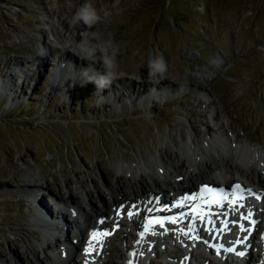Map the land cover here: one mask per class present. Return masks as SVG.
<instances>
[{"label": "rangeland", "instance_id": "rangeland-1", "mask_svg": "<svg viewBox=\"0 0 264 264\" xmlns=\"http://www.w3.org/2000/svg\"><path fill=\"white\" fill-rule=\"evenodd\" d=\"M82 9L95 10L100 19L71 23ZM47 15H56L65 33L56 34ZM78 39L95 50L90 61L99 68L86 66L72 85L57 77L55 87L59 58ZM114 49L118 77L156 85L166 77L174 87L140 92L130 82L112 83L106 95L98 93L94 80L104 72L102 57ZM42 53L47 62L21 75L16 64L30 68ZM161 56L167 71L149 79V61ZM218 59L224 68L213 74ZM7 71L22 86L17 96L5 84L7 90L0 89V264L27 261V245L45 242L35 204L40 209L42 199L51 210L64 206L47 186L64 195L69 180L80 204L79 179L117 193L120 171L130 193L127 167L159 161L160 150L176 154L179 167L190 138L236 135V143L264 151V0H0V86ZM203 75L211 78L199 90ZM33 175L45 187L29 188ZM130 228L122 220V232L109 239L97 264L119 260L117 248ZM73 241L72 234L67 242ZM152 247L146 246L139 264L181 257L175 246Z\"/></svg>", "mask_w": 264, "mask_h": 264}, {"label": "bare ground", "instance_id": "bare-ground-1", "mask_svg": "<svg viewBox=\"0 0 264 264\" xmlns=\"http://www.w3.org/2000/svg\"><path fill=\"white\" fill-rule=\"evenodd\" d=\"M47 18L56 34L63 33V24H60L56 15L52 17L47 15ZM70 43V50L65 51V53L59 58L60 65L58 62V74L57 72L53 74V82L56 80V82L53 83L55 87H57V77L63 80L66 85H72L73 82L75 83L78 80L79 76L86 74V71L83 72L86 66L89 67L90 65L94 68H99L94 64L95 62L90 61V59H85L91 51H88L87 43L84 40L73 41ZM44 55L45 54L42 53L41 56L43 57H37L35 60H32V62H28L30 68L25 66L27 63H17L16 65H18V67L19 65L22 67L20 74L26 76L27 73L32 72L33 67H42L40 65L47 62V58L44 57ZM223 68L224 66L221 59H218L213 64V74L217 72L219 73ZM102 73L103 72L101 71V74ZM23 76H18L19 82L22 80ZM210 78L211 75H203L202 77L197 78V88L201 90L204 83L206 81L208 82ZM1 81L0 89L2 91L7 90L4 88V84L9 89L8 91L10 93L13 91V94H10V96H14L20 92L19 89L22 86V81L17 83L14 72L7 71L1 78ZM24 82L25 81H23V83ZM128 82H130L129 84H133L134 87H140V92H143L148 88L156 90L160 86L166 87L168 91V89L174 87L171 81L166 77L157 85L152 83V81L140 83L131 80L126 81L121 77H118L113 83L124 86ZM92 84L94 85V82H91L90 85ZM112 85L113 84L109 85V87L106 86V88H99L98 93L103 92L104 95H106V89H108V91L111 90ZM236 139V135H234V139L232 138V140L231 138L221 137L215 140H211V138L209 140L197 138L194 141L190 138L189 144L185 148L186 150H184L183 153H180L182 154L181 156H183V164L179 167L174 164L178 156L163 150L159 151V161L155 158L153 161L144 162V165L131 164L126 168L124 173L126 176L129 173L128 180L132 184V191L130 193H126L123 189V177L120 174V171H117L119 184V191L117 193L110 192L108 189H98V187L96 189L95 186L93 188V185H91L89 180L79 179L82 192L81 195H83V202L80 204L74 201L75 195L72 193V190L68 188L71 184L69 180L66 181V192L64 195H61L60 192H56L52 190L50 186H47L46 189H49L61 204L66 206L68 203H71L72 207L68 206L70 211H66V213L65 211H62L60 213L57 211L60 209L57 208L56 210H51L46 202L42 199L39 200L38 204L40 209L37 208V203L35 204L39 214V219L36 223L42 228L45 242H43V245L39 246L29 243L25 251L27 261L21 262L18 260L15 261V264H96L95 262L97 261L99 252H102L103 250L105 251L107 246L103 243L96 244V240L99 238L88 240L92 232L88 233V235H81L82 239L79 240L83 243H81L80 248L78 249V259H72V254L75 251V248L74 245L71 243L69 244L67 240L70 235H76V231L87 233L88 229L102 223L103 217H107V220H113L111 222H105V225L109 230H107L105 226L103 229L107 231L106 233L110 234L101 237V241L106 242L111 234H115L119 237V233L122 232V220L117 214L120 211L122 213L130 211L132 214L131 217L129 216L128 218L131 228L128 231V235L121 233L123 234L121 238L122 247L117 248L119 260H113L110 264H127L128 253L130 250H133L136 253L131 264H139V258L143 256V254H147L145 253V247L143 245L148 246L149 249V247L153 248L152 246L156 244H159L160 247L162 245H172V247L175 246L179 249L183 258L180 261L181 264H192L196 261L197 264H210L212 260L208 256L207 259L202 253L200 254V251L205 253L204 246L200 247V244L201 241L208 242L210 237H217V235L212 234V231L209 233H202V231L198 230L194 224L189 225L184 216L176 220L173 219L174 216L165 217L164 225L159 223L161 229H148L146 228V225L142 224V220L143 216L147 213V216H153V219L158 215L162 216L165 213H168L169 208L172 209L170 203L167 204V206H164L163 204L164 202H168L165 198L170 197L169 191L173 187L178 190L193 189L198 186L201 181L204 182L206 180L216 183L217 185L224 183L229 186L233 185L236 181H243L246 186H254L263 191L264 151L258 147H252L249 144L236 143ZM29 178V184H26L29 188L40 190L39 188L45 187L44 183H42V185L36 184L37 182H40L36 176L33 175ZM155 195H159V197L155 199ZM37 196L39 197V195L33 197L35 202ZM108 197L110 198L109 201L106 200ZM97 200L99 201L100 206L97 204ZM261 203L264 204V199L261 200ZM50 206L52 207L51 204ZM146 206L151 207L147 213ZM79 216L82 217L81 221H78ZM170 219L173 220L170 221ZM64 221H67L66 228L61 227V224ZM181 227L192 230V238L186 239L183 237L180 233ZM80 228H82L83 231H81ZM143 228L144 231L140 238L133 236V232H130L131 229L135 232H139ZM257 228V232L251 239L252 248L249 254H247V259L251 264H264V223H259ZM57 232L63 233L66 244L62 245L61 241L54 238L53 235ZM196 237L199 238L198 241L194 240ZM62 246L63 248H61ZM50 248L54 249L50 251ZM122 248L125 250L124 255ZM196 252H198L199 257L196 255ZM65 253L67 259L62 257ZM42 255H44V257Z\"/></svg>", "mask_w": 264, "mask_h": 264}, {"label": "clouds", "instance_id": "clouds-1", "mask_svg": "<svg viewBox=\"0 0 264 264\" xmlns=\"http://www.w3.org/2000/svg\"><path fill=\"white\" fill-rule=\"evenodd\" d=\"M99 19L100 17L97 15L95 10L86 11L82 9L80 13H77V15L73 17L71 23L75 24L83 20L84 23L87 24L90 21H96ZM117 51L118 49H114L112 50L110 55H105L102 57L104 72L99 76L96 81H94L98 88H104L106 86H109L118 78L119 74L114 71L116 67L115 57ZM95 54V50H92L89 55L85 57V59H91L95 56ZM148 70L149 79H151L153 76H159L160 78H162L164 73L167 71V62L162 56L155 60H150L148 64Z\"/></svg>", "mask_w": 264, "mask_h": 264}, {"label": "snow or ice", "instance_id": "snow-or-ice-1", "mask_svg": "<svg viewBox=\"0 0 264 264\" xmlns=\"http://www.w3.org/2000/svg\"><path fill=\"white\" fill-rule=\"evenodd\" d=\"M237 188H239V185H237ZM204 191H208V189H204ZM131 215H132V214L129 213V216H130V217H131ZM150 223H161V224H162V222H160V221H154V222H153V221H150ZM109 234H110V233H103V235H105V236H106V235H109ZM98 235H100V234H98V233H97V234H94L93 237H92V239L95 240V239L97 238Z\"/></svg>", "mask_w": 264, "mask_h": 264}]
</instances>
